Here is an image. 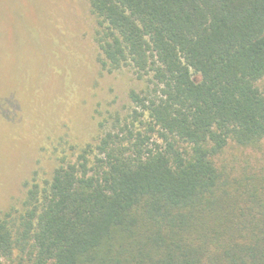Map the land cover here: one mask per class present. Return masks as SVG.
I'll list each match as a JSON object with an SVG mask.
<instances>
[{
	"label": "trees",
	"instance_id": "1",
	"mask_svg": "<svg viewBox=\"0 0 264 264\" xmlns=\"http://www.w3.org/2000/svg\"><path fill=\"white\" fill-rule=\"evenodd\" d=\"M88 2L102 65L144 85L0 214V264H264V166L216 162L264 140V0Z\"/></svg>",
	"mask_w": 264,
	"mask_h": 264
},
{
	"label": "rangeland",
	"instance_id": "2",
	"mask_svg": "<svg viewBox=\"0 0 264 264\" xmlns=\"http://www.w3.org/2000/svg\"><path fill=\"white\" fill-rule=\"evenodd\" d=\"M99 31L88 0H0V214L21 208L26 183L96 143L111 114L130 112L128 92L144 82L130 66L102 65ZM257 85L264 92V77ZM246 160L264 166V140L230 143L216 162L234 165L233 179ZM9 263L29 261L16 252Z\"/></svg>",
	"mask_w": 264,
	"mask_h": 264
}]
</instances>
